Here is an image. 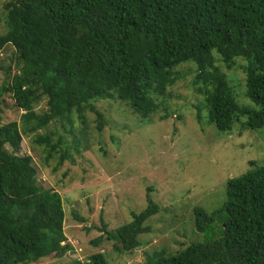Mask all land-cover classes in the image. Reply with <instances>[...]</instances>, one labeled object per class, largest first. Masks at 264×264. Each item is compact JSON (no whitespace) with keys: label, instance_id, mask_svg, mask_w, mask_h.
I'll list each match as a JSON object with an SVG mask.
<instances>
[{"label":"trees","instance_id":"16d2710c","mask_svg":"<svg viewBox=\"0 0 264 264\" xmlns=\"http://www.w3.org/2000/svg\"><path fill=\"white\" fill-rule=\"evenodd\" d=\"M1 12L8 26L0 51H16L17 71H6L0 101L10 94L23 114L21 124L0 117V264H34L75 250L65 235L62 198L39 185L33 158L21 153L23 136L54 120L73 127L77 117L86 125L91 113L102 132L106 116L97 103L111 100L150 124L163 109L158 98L193 63L191 107L200 124L227 136L238 124L241 133L264 128V0H5ZM236 58L245 62L246 96L261 111L239 105L221 73L218 63L232 69ZM40 101L47 103L42 114ZM164 112L162 119L171 116ZM37 143L51 148L48 159L59 149L61 166L72 160L61 139L53 144L39 135ZM167 211L175 212H164L173 224ZM162 212L148 196L147 208L115 231L102 220L103 237L94 244L113 241L122 256L140 249L142 235L152 232L145 224ZM193 212L198 238L182 241L176 253L163 242L144 264H264V165L228 180L225 201L211 213L201 205ZM85 264L111 262L99 253Z\"/></svg>","mask_w":264,"mask_h":264},{"label":"rangeland","instance_id":"374dc122","mask_svg":"<svg viewBox=\"0 0 264 264\" xmlns=\"http://www.w3.org/2000/svg\"><path fill=\"white\" fill-rule=\"evenodd\" d=\"M4 1L0 0V32L8 26L1 12ZM15 52L12 47L0 51V88L6 71L12 69V75L17 71ZM241 60L236 58L232 69L222 62L218 66L238 104L261 111L246 96L245 62ZM192 64L182 67L179 72L188 75L180 77L163 98H158L163 109L152 116L150 124L125 104L102 100L97 103L106 116L102 132L97 129V117L88 113L86 125L77 117L73 127L57 119L45 130L23 136L21 153L33 158L39 185L62 198L65 235L75 248L63 258L50 257L34 264H67L74 260L85 264L87 257L99 253L105 254L111 264H144L147 255L163 242L176 253L184 246L182 241L198 238L193 207L201 205L211 213L225 201L228 180L264 165V128L241 133L238 124L227 136L218 134L214 126L198 122L191 107L197 97L190 87L189 75L195 72ZM46 105V101H40L36 112H45ZM164 108L171 114L169 118L162 119ZM22 114L12 96L4 95L0 101L2 123L21 124ZM39 135L50 136L53 144L61 139L70 148L72 160H65L61 166L59 149L48 159L51 148L37 143ZM148 196L163 212L145 224L152 228L151 233L141 237L145 246L123 256L113 251V241L103 240L95 246V240L103 237L98 230L102 220L109 232L115 231L132 221L133 212L147 208ZM166 210L175 212L167 211L173 224L167 220Z\"/></svg>","mask_w":264,"mask_h":264}]
</instances>
